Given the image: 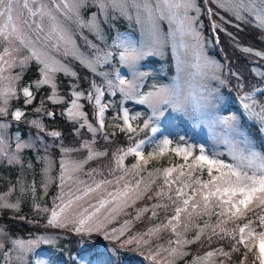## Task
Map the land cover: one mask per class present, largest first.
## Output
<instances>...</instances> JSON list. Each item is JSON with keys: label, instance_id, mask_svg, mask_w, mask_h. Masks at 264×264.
I'll return each mask as SVG.
<instances>
[{"label": "snow or ice", "instance_id": "6c2138e0", "mask_svg": "<svg viewBox=\"0 0 264 264\" xmlns=\"http://www.w3.org/2000/svg\"><path fill=\"white\" fill-rule=\"evenodd\" d=\"M209 5H215V9ZM205 12L216 43V30L226 31L223 23H232L221 12L238 21L234 25L238 29L243 23L264 32V0H0V162L23 169L25 150H38V144L43 145L45 155L38 159L43 165L40 183L46 195L55 161L47 154L49 145L45 141L49 136L60 140L63 135L45 127L42 117L56 116L55 111L46 107V101L64 105L60 115L73 124L77 136L85 128L92 134L90 140H83L78 147L61 143L60 190L51 208L37 202L35 181L26 186L20 179L0 194V210L18 212L24 195L30 193L34 211L48 214V226L70 228L81 237L83 245L71 264H120L113 257L126 247L139 250L151 264H177L192 255L186 250L188 245L200 243L204 247L205 242L211 250L193 255L186 264H264V144H257L253 131L255 126L256 132L264 134V102L257 95L264 97V87L254 85L244 91L245 85L238 83L243 112L220 114L218 89L210 83H225L220 76L223 65L206 55L200 20ZM213 16L223 23H217ZM121 20L131 29L121 31L117 27ZM227 35L236 40L232 33ZM80 42L89 50L87 53ZM169 51L175 60L174 80L170 84H152L150 90L142 91L150 75L141 70L144 62L164 57ZM241 51L264 60V51L251 47ZM71 60L78 61L102 82L91 81L87 92L78 90V83H71L68 97L61 96L58 73L79 80L70 66ZM33 61L38 66L39 79L18 88ZM105 66L111 70H104ZM17 68L20 71L14 73ZM122 68L127 74H122ZM252 72L264 80V71L252 68ZM234 75L238 81L242 79L239 74ZM44 86L50 92L33 108L40 117L27 119L23 109L9 110L10 102L18 100L19 93L25 106L32 105L36 92ZM118 92L124 101L147 105L151 115L142 121V126H134L141 113L130 115L128 108L122 109V116L115 118L122 120V125L116 127L128 134L129 144L111 153L105 168L107 175L98 168L85 173L92 180L89 184L77 174L94 158L109 155L107 149L97 150L94 145L98 135L110 141L109 134L103 131L110 105L102 100L106 93L115 97ZM82 99L92 104L95 126L83 110ZM166 110L183 114L195 127H205L215 147L210 150L184 137L178 141L157 137L158 122ZM9 117L17 124L23 122L35 128V139L22 140L17 133L13 145L8 134L12 127ZM146 129L150 134L137 139ZM221 147L223 151L219 150ZM83 150H87L83 159L72 158L73 153ZM169 155L180 162L170 159L168 166L149 169L152 161ZM129 156L135 158L130 167L125 165ZM27 167L32 168V163L28 162ZM93 173L101 178L96 179ZM72 184L82 187L73 190ZM17 185L18 194L12 202L10 198L17 192ZM93 194L95 202L88 201ZM145 197L152 203L136 208ZM129 208L132 213L127 211ZM146 213L150 221L158 222L132 232L134 222ZM121 215L131 218L118 227L112 226ZM164 232L170 236L161 243ZM94 234L118 241L119 246L111 250V255L107 248L101 252L88 242ZM53 243L43 235L13 238L6 227L0 226V257L4 264H50L41 258L39 249ZM233 254L240 259L233 261Z\"/></svg>", "mask_w": 264, "mask_h": 264}, {"label": "trees", "instance_id": "16d2710c", "mask_svg": "<svg viewBox=\"0 0 264 264\" xmlns=\"http://www.w3.org/2000/svg\"><path fill=\"white\" fill-rule=\"evenodd\" d=\"M215 9V5H209ZM201 7H204V4H201ZM221 15L225 16L226 20H231L232 23H223L219 20L218 17L213 16L212 19L215 20L217 23H223L224 29L226 31H220L219 29L216 30V34L219 35V43H216L214 34L210 28L209 18L207 13L205 12L201 15L200 20L203 22V34L206 38L207 42H209L210 47V54L216 59L221 65H223V69L221 71V78L225 80V83L221 86V92L223 95L226 96L227 102L223 105L222 110L224 113H228L229 111H234L239 115L243 112L242 106L239 103V95L241 94L240 89L237 87L238 83H243L245 85L244 91H248L252 88V86H259L264 87V80H260L255 74L252 72V68H259L264 71V60L256 57L255 55L244 53L241 51L243 47H251L255 51H264V32L260 31L259 29L253 27L250 24H240V28L238 29L234 25L239 23L233 17L229 16L226 13L221 12ZM123 28V27H122ZM227 33H232V35L236 38L234 41L233 38ZM110 37H112V33H109ZM91 38V37H90ZM81 43L82 50L86 51V47L83 46V42ZM237 43L239 46H237ZM168 58V57H167ZM166 58V60H167ZM113 63L115 64L116 61L114 60ZM73 69L78 73L79 80L77 81L75 78L70 76L61 75L58 77V84H59V94L63 97H68L69 94V85L71 83H78L79 89L87 92L90 88L91 81L95 80L97 83H101L102 80L100 77L95 76L89 69L81 66L79 62L74 61L72 63ZM172 60H168V67L167 71L170 73L173 70ZM18 70V69H17ZM13 72H19V71ZM104 70H110L108 66H105ZM36 68L31 65L26 71L23 76V79L20 83L28 84L29 82L34 81L37 79L38 74L36 72ZM234 74H239L242 78L240 81L237 80V76ZM19 83V84H20ZM35 91V89H32ZM142 91H148V88L144 86ZM50 92L48 86L42 87L38 92H36V100L33 102L32 105L25 106L23 101L24 97L19 96L18 100H12L9 106V110L19 107L23 109L26 113L27 119L37 118L40 117V114H37L33 111V108L39 104L41 97H45ZM258 95V99L264 102V97ZM122 95L118 92L115 97L110 96L108 93L105 94L102 102L109 103V108L106 111L105 115V128L104 132L109 134L110 141L106 142L103 140L102 135L97 136V143L94 147L97 150H104L107 149L109 155L107 157H99L94 158L92 161H89L86 166L84 167L86 172L91 171L93 168H98L105 170L106 166L109 164L111 160V153L120 146L127 147L129 141L127 139V133L121 132L119 127H116L117 124H121V120L115 119L117 116L121 115V107L128 108L129 111L135 109L138 104H133L132 100H127L122 103L121 101ZM81 103L85 105L83 109L89 115V121L96 125V122L93 119V107L92 104L86 100H81ZM137 105V106H136ZM46 107L56 112L55 119L43 116L42 120L45 124V127L48 130H59L62 132V137L60 140H54L52 137L46 138V143L49 145L48 153L51 155L53 161L56 160L58 157L60 145L61 143L66 147H78L81 145L83 140H90L92 138V134L87 131V129H81L80 135L77 136L75 134V129L73 124L69 123L63 116L60 115L61 108L64 105H53L50 102L46 101ZM24 118H22L23 120ZM246 119V116H245ZM9 120L12 124V127L8 130V134L12 137L14 131H18L21 136H28L31 135V138L35 139L36 137V129L30 127L26 123H19L17 124L15 121ZM136 125V124H133ZM147 130V129H146ZM191 128L186 129V134L188 139H192L194 141V136L190 135ZM254 135L256 136V142L258 145L264 144V134H260L255 131V126L253 128ZM42 135V134H41ZM145 132H141L137 139L143 137ZM193 137V138H192ZM195 144H197L195 142ZM37 149H29L25 150L23 153V158H27L29 161L33 163V159L36 158L38 161V157L41 154H45L43 145L38 144ZM147 151V150H145ZM87 155V150H83L80 152H76L72 154V158L74 159H82ZM172 160L173 163L180 162L179 158L172 157V156H165L161 158L159 161H152L149 164V168L151 167H163L168 166V161ZM135 161V158L129 156L125 160V165L129 166ZM4 163V162H1ZM5 164V163H4ZM38 166H42L41 163H38ZM20 167L17 166H6L0 165V192L7 189V184L9 180L14 179V173L20 174L19 172ZM105 175H107V171L105 170ZM85 176L91 180L89 176L85 174ZM96 179H100L101 177L96 176L93 173ZM59 178V177H58ZM56 183H54L52 190L56 189ZM159 183V181H158ZM47 195L45 196V200L41 199L38 203L42 205H46L47 207H52V201L47 199ZM43 200V201H42ZM152 201H149L146 197L142 201H138L135 205L136 208H140L144 204H151ZM129 213L133 212L132 208L127 210ZM47 214L46 213H39L34 211L32 203L30 200L26 199V196L23 197L20 205V210L18 212H10L7 209L0 211V223L3 222L6 226V229L12 236L21 235L23 237L32 236L33 233H50L58 235L60 238L58 240L57 246L61 247L62 249L65 248L67 253V264H71L72 258H77V253L81 249L83 245V241L81 237L76 235L74 232L70 230V228H57L54 226L47 225ZM23 217V219H21ZM124 219H130L129 216H123ZM149 214L146 213L140 221L134 222V226L132 227V232L138 230H145L152 224L157 223L158 221L148 219ZM162 218V217H161ZM120 220V219H119ZM118 221V220H117ZM122 222V221H121ZM202 223V222H201ZM193 232H190L188 235H193ZM170 236L169 232H164L161 234V243ZM78 241L80 243H78ZM203 241V238H202ZM89 244L93 245L95 249L103 252L104 245H112L114 247L119 246L118 241H111L106 240L102 235L94 234L90 238H88ZM155 243V241H154ZM216 244H212V248H215ZM226 250L227 247L225 246ZM187 251L192 253V255L186 256L183 259L177 261V264H186L187 261L192 259L193 255H200L204 252L211 250L208 248L207 243L205 242V246L201 247L200 243H193L187 246ZM110 255V254H109ZM162 255H164L162 253ZM114 260H118L120 264H135L137 262H141L142 264H151V262L147 259L145 255H141L140 251L134 247H126L121 248L120 252L113 257ZM240 259L238 254H233V261H237ZM251 259V257H249Z\"/></svg>", "mask_w": 264, "mask_h": 264}, {"label": "rangeland", "instance_id": "374dc122", "mask_svg": "<svg viewBox=\"0 0 264 264\" xmlns=\"http://www.w3.org/2000/svg\"><path fill=\"white\" fill-rule=\"evenodd\" d=\"M117 24L120 25L118 28L121 31H128V30L131 29V25H129L126 21L121 20V21L117 22ZM108 38H109V41H111L112 37H110V35H109ZM209 49H210L209 42H207V40H206V47H205L206 55L208 57H210L212 60L218 62L210 54V50ZM88 51L89 50L86 49L85 52L87 53ZM168 55H170L171 57H168L167 58ZM166 58H167V60H166ZM169 59L172 60V64H173V67L172 68L174 69V72L173 73H169L167 71L168 60ZM74 61L75 60L69 61L71 67H72V63ZM31 65H33L36 68V70H37V67L38 66L36 65V63L34 61L31 62L30 66ZM117 66H119V65H117ZM17 69H13V70L14 71H16V70L17 71H20L19 68H17ZM141 70L150 73V75L144 81V85L148 88V90H150L152 84H170L174 80V78L176 76L175 60H174V57L171 55V52L170 51L164 57H153V58H150L148 61H145L144 62V65H143V67H142ZM192 71H194V70H192ZM121 72H122V74H127V70L126 69H123L122 68L121 69ZM37 74H38L37 79H39V73L37 72ZM61 75H64V74L58 73L57 74V78L59 76H61ZM129 78H130V76H129ZM37 79H35V80H37ZM23 85H26V84L20 83L18 85V88L19 87H22ZM210 86L212 88H217L218 89V93L217 94L220 97V100H219L220 114L221 115H232V114H236L234 111H229L228 113H224L223 112L222 107H223V105L226 104L227 98L221 92V84L219 83V81L218 80L217 81H212L210 83ZM19 96H23L22 93H19ZM133 104H135V101H133ZM16 108H19V107H16ZM137 112L141 113V117H140V120L139 121H135V123H140L141 126H142V121L145 120V119H147V117L151 115V109H149L147 107V105H141V104H139L132 111V113L130 115H135ZM161 120H166L167 123L166 124L165 123L164 124H161ZM158 124H159L160 131L158 132L157 137L167 136L170 139H173L174 141H178L180 137H184L189 142L195 144V142L192 139H190V140L188 139V136L185 133L186 130H184V128H191L195 132L194 131H190V135H193L194 137H196V138L199 139V142L197 143V145L204 144L210 150L215 147L213 145L210 137H209V134H208L207 129L205 127H203V126H201V127H195L194 124H193V122L191 120H189L186 116H184L181 113L174 112V111H171V110H166L164 116L160 118ZM148 132H149V130H148ZM17 133L20 135V133L18 131H14L13 132V135H12V143H13V145L15 143V135ZM149 134H150V132H149ZM20 137H21L22 140H28L31 137V135H28L27 137L20 135ZM219 150L223 151L224 149L221 147ZM43 155H45V154H42V155L40 154L39 156H43ZM48 155L51 156L50 154H48ZM61 158H62V153L59 150L58 157H56L55 163H54L53 168H52V171L50 173V175L52 177V183H50L48 185V187H47V194L46 195H47V197H48L47 199L49 201H53V198L57 195V193L60 190L59 187H58V185H59V178L58 177L60 175L59 161H60ZM23 159L25 161L24 168L22 169L20 166H17V167H20V170H19L20 174L18 175L17 173H14V179L9 180V182L7 184V189L4 190V191H2V192H0V194H3L4 192H6L9 189L10 186L16 185V182L18 180L23 179L26 186L28 184L33 183V181H35V184H36V187H37V193H36L37 202L41 201V199L45 200V196L46 195L44 194V188H43V186L40 183V181L43 179V165L40 167L37 164V162L38 163H41V161L40 160L37 161L36 158H34L33 159V163H32L27 158H23ZM28 162H31L32 163V165H33L32 168H28L27 167V163ZM6 164L7 163L4 164V163H1L0 162V165L6 166ZM8 167H9V165H8ZM152 168H155V167H151L149 169H152ZM85 172H86V170L84 168L83 172L77 174L78 177H79V179L80 180H83V181H86L89 184L92 183V180H89L85 176ZM56 181H57V183H56V189L55 190H52L51 187H53V185H54V183ZM76 187H82V186H79V185H76V184H72L73 190H75ZM67 190H68V187L66 185L65 191H67ZM17 194H18V185H17V192H15L13 194V196L10 198V200L12 202L15 201V197H16ZM24 196H26V199L28 201L30 200V202L32 203V199H31V194L30 193H26ZM88 201L95 202V194H93V196L89 197L88 198ZM85 203H87V201ZM0 211H3V210H0ZM8 211H10V212H16V211H12V210H8ZM123 216L124 215H121L118 218V221L116 222V224L115 225H112V226H116V227L120 226V224L124 221L123 220L124 219ZM46 219H48V214L46 216ZM0 226L6 227L3 222L0 223ZM41 235L50 237L54 241V243L51 244V245H41V248L39 249L40 254H41V258L42 259L49 260L50 261V264H66V262H65L67 260L66 250H65V248L62 249L61 247L57 246L58 240L60 238L58 235L50 234V233H33L32 236H28V237H23L21 235H18V236H12L11 235V236L13 238L33 239V238H36L37 236H41ZM188 236H189V238H191V235H188ZM111 241H113V240H111ZM106 248L109 250V254L111 255V250L113 249V246L110 245V244L109 245H104V249L103 250H105ZM0 264H4V260H3L2 257H0ZM135 264H142V263L136 261Z\"/></svg>", "mask_w": 264, "mask_h": 264}]
</instances>
